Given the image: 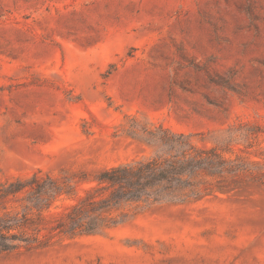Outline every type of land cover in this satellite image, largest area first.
<instances>
[{
	"label": "rangeland",
	"instance_id": "rangeland-1",
	"mask_svg": "<svg viewBox=\"0 0 264 264\" xmlns=\"http://www.w3.org/2000/svg\"><path fill=\"white\" fill-rule=\"evenodd\" d=\"M160 126L264 154V0H0V183L39 173L82 196ZM115 214L0 264H264V187Z\"/></svg>",
	"mask_w": 264,
	"mask_h": 264
},
{
	"label": "trees",
	"instance_id": "trees-1",
	"mask_svg": "<svg viewBox=\"0 0 264 264\" xmlns=\"http://www.w3.org/2000/svg\"><path fill=\"white\" fill-rule=\"evenodd\" d=\"M144 133L153 153L102 170L95 176V185L82 196L71 182L51 175L36 173L1 182L0 254L23 247L39 248L56 237L99 234L123 222L115 212L124 203H186L217 191L264 187L261 152L240 149L239 154L229 147L201 148L193 136L161 126ZM64 198L76 201L47 226L49 217L55 215L56 203Z\"/></svg>",
	"mask_w": 264,
	"mask_h": 264
}]
</instances>
